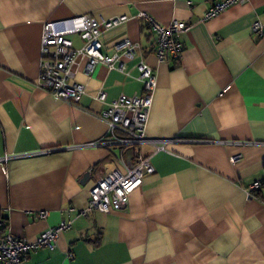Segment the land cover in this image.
<instances>
[{
	"label": "crops",
	"instance_id": "0c3cea01",
	"mask_svg": "<svg viewBox=\"0 0 264 264\" xmlns=\"http://www.w3.org/2000/svg\"><path fill=\"white\" fill-rule=\"evenodd\" d=\"M214 1L0 0V155L18 154L0 165V236L34 240L72 219L55 248L31 251L26 264H264V201L248 193L264 177V0L204 20ZM142 12L189 24L178 59L157 60ZM79 15H126L101 33L102 51L125 38L138 47L121 59L124 71L100 63L88 77L74 65L86 93L71 103L37 86L40 40L45 22ZM140 61L156 73L146 137L181 140L153 154L157 171L124 209L79 216L113 159L85 143L106 133L107 103L144 92ZM100 89L104 101L94 97Z\"/></svg>",
	"mask_w": 264,
	"mask_h": 264
},
{
	"label": "built area",
	"instance_id": "2783aa9c",
	"mask_svg": "<svg viewBox=\"0 0 264 264\" xmlns=\"http://www.w3.org/2000/svg\"><path fill=\"white\" fill-rule=\"evenodd\" d=\"M247 0H215L205 11L203 19L207 20L223 12L230 6ZM146 24L156 33L154 54L159 62L178 59L182 53L181 36L189 29V24L183 20H173L163 25L146 13H140ZM127 19L126 15L112 18L96 19L90 15H79L66 19L47 21L43 25L40 40V67L37 86L45 89L54 97L77 103L86 93L83 83L75 79L74 65H80L81 72L90 77L100 63L109 68L124 71L121 60L133 59L137 43L130 39H122L114 44V51L107 54L102 51L100 35L104 30L113 28ZM253 30L260 34V22L252 24ZM78 35L82 40L80 47H75L71 39ZM137 80L143 84L144 92L140 95H120L107 103L100 115L107 123L106 133L97 140L85 143L88 147L106 149L113 157L112 165L98 176L89 189L87 205L78 210L79 216H88L91 212L107 213L111 210L124 209L129 195L139 188L146 176L157 171L153 163V154L165 150L168 142L181 139H150L145 130L156 88V73L152 66L140 61L137 63ZM104 101L106 93L100 89L94 95ZM149 144L153 147L151 153L145 154L142 147ZM17 153L0 155V165L8 163ZM238 155H232L234 162ZM261 187L259 181L253 182L248 193ZM45 212L42 213L44 217ZM72 219H62L53 228L40 233L34 240L19 237L7 232L0 236V264H26L31 251L39 248L53 249L56 247L59 235L71 228ZM72 254H70L71 256Z\"/></svg>",
	"mask_w": 264,
	"mask_h": 264
},
{
	"label": "trees",
	"instance_id": "16d2710c",
	"mask_svg": "<svg viewBox=\"0 0 264 264\" xmlns=\"http://www.w3.org/2000/svg\"><path fill=\"white\" fill-rule=\"evenodd\" d=\"M261 184V187L258 189H255L253 191H251L250 195L260 201H264V177H262V179L259 181ZM6 227V225H4L3 227H1V231L4 230V228Z\"/></svg>",
	"mask_w": 264,
	"mask_h": 264
}]
</instances>
